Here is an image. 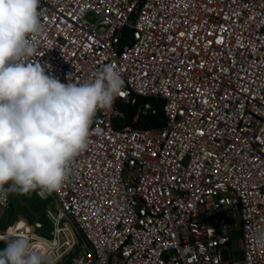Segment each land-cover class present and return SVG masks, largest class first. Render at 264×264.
<instances>
[{"label":"built area","instance_id":"2783aa9c","mask_svg":"<svg viewBox=\"0 0 264 264\" xmlns=\"http://www.w3.org/2000/svg\"><path fill=\"white\" fill-rule=\"evenodd\" d=\"M38 11L29 62L77 84L111 65L123 95L97 110L63 185L35 189L46 223L21 218L0 241L26 238L46 264H264V0H40ZM142 98L163 101V126H139L157 112Z\"/></svg>","mask_w":264,"mask_h":264},{"label":"clouds","instance_id":"9594fccd","mask_svg":"<svg viewBox=\"0 0 264 264\" xmlns=\"http://www.w3.org/2000/svg\"><path fill=\"white\" fill-rule=\"evenodd\" d=\"M40 0H0V193L58 190L71 162L88 147L98 109L122 95L111 65L82 84L46 74L36 52ZM5 185H8L5 188ZM47 257L18 237L0 250V264H46Z\"/></svg>","mask_w":264,"mask_h":264},{"label":"rangeland","instance_id":"374dc122","mask_svg":"<svg viewBox=\"0 0 264 264\" xmlns=\"http://www.w3.org/2000/svg\"><path fill=\"white\" fill-rule=\"evenodd\" d=\"M7 187L8 185H5V188ZM8 195L11 199V206L6 209L4 221L6 220L7 223H10V225H12L19 219L24 218L30 223H33L37 220L46 223V209L48 206V202L38 197L35 189L30 190L27 193L19 191L9 192ZM232 223L234 233L231 242V249L237 257L242 259L244 257V239L241 217H236L235 219H233ZM43 231L44 232L42 233L46 234L45 230ZM7 243L8 242H6V244ZM229 253V249H224V258H228Z\"/></svg>","mask_w":264,"mask_h":264},{"label":"trees","instance_id":"16d2710c","mask_svg":"<svg viewBox=\"0 0 264 264\" xmlns=\"http://www.w3.org/2000/svg\"><path fill=\"white\" fill-rule=\"evenodd\" d=\"M142 100L152 102L155 105L157 112L153 115H147L145 117V120L139 123V126L144 128H155L163 126L166 121L165 114L163 111V101L154 98H142Z\"/></svg>","mask_w":264,"mask_h":264},{"label":"crops","instance_id":"0c3cea01","mask_svg":"<svg viewBox=\"0 0 264 264\" xmlns=\"http://www.w3.org/2000/svg\"><path fill=\"white\" fill-rule=\"evenodd\" d=\"M6 209L7 208L0 207V230H5L6 228L10 226V223H7L6 220L4 221V215H5ZM14 231L15 230L12 228V229H9L7 232L12 233ZM6 245L7 244L5 241H0V250H3L6 247Z\"/></svg>","mask_w":264,"mask_h":264},{"label":"snow or ice","instance_id":"6c2138e0","mask_svg":"<svg viewBox=\"0 0 264 264\" xmlns=\"http://www.w3.org/2000/svg\"><path fill=\"white\" fill-rule=\"evenodd\" d=\"M122 95H123V93H122Z\"/></svg>","mask_w":264,"mask_h":264}]
</instances>
